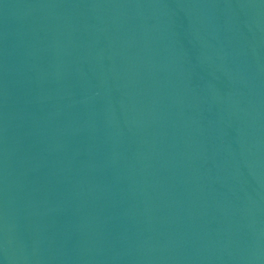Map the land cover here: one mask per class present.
<instances>
[{"label":"water","instance_id":"obj_1","mask_svg":"<svg viewBox=\"0 0 264 264\" xmlns=\"http://www.w3.org/2000/svg\"><path fill=\"white\" fill-rule=\"evenodd\" d=\"M0 264H264V0H0Z\"/></svg>","mask_w":264,"mask_h":264}]
</instances>
